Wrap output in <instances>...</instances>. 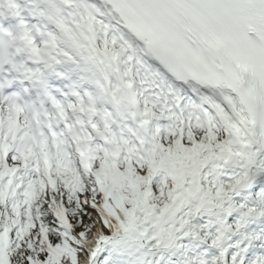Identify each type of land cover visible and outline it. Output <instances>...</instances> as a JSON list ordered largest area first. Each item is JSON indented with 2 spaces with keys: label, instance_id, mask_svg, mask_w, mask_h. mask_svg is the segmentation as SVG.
<instances>
[{
  "label": "snow or ice",
  "instance_id": "obj_1",
  "mask_svg": "<svg viewBox=\"0 0 264 264\" xmlns=\"http://www.w3.org/2000/svg\"><path fill=\"white\" fill-rule=\"evenodd\" d=\"M0 48L48 105L0 81V264H264V0H0Z\"/></svg>",
  "mask_w": 264,
  "mask_h": 264
}]
</instances>
